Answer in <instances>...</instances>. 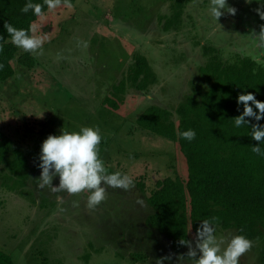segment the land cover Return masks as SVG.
Instances as JSON below:
<instances>
[{
	"label": "rangeland",
	"instance_id": "374dc122",
	"mask_svg": "<svg viewBox=\"0 0 264 264\" xmlns=\"http://www.w3.org/2000/svg\"><path fill=\"white\" fill-rule=\"evenodd\" d=\"M73 5L46 11L35 24V35L44 41L42 54H33L35 66L14 63V77L0 85V141L23 152L30 169L20 178L0 163V250L14 264H182L189 248L172 253L169 240L146 226L151 209L135 181L144 176L152 188L157 179L184 177L183 159L176 144L136 129V119L151 106L177 119L185 97L207 86L198 74L206 46L218 49L228 64L242 57L264 60L255 39L264 28V0H226L235 14L224 12L217 23L209 0H192L169 31L163 23L171 16L170 0ZM136 53L156 77L144 91L127 81ZM105 98L116 108L104 104ZM81 127H99L108 173L132 180L127 190L105 185L106 199L94 209L87 208L86 194L38 187L40 146L47 138L39 130L59 135ZM58 184L56 177L52 186ZM216 235L237 234L217 228ZM190 243L195 248V239ZM259 244L252 242L239 264H259Z\"/></svg>",
	"mask_w": 264,
	"mask_h": 264
},
{
	"label": "trees",
	"instance_id": "16d2710c",
	"mask_svg": "<svg viewBox=\"0 0 264 264\" xmlns=\"http://www.w3.org/2000/svg\"><path fill=\"white\" fill-rule=\"evenodd\" d=\"M170 1L171 16L164 18L165 31L179 26L184 5L192 0ZM26 2L0 0V36L4 37L0 41V85L14 77V63L27 70L36 64L32 53L18 54L20 48L10 42L3 28L5 22L18 29L35 26L40 18L20 11ZM33 2L43 4V0ZM203 52L206 62L198 74L207 86L185 97L175 110L177 119L172 118L170 111L156 106L145 109L136 119V129L176 144L184 164V177L157 179L152 188L146 185L144 176L135 181L151 209L145 224L165 236L172 253L178 254L188 247L180 241L191 242L200 221L215 217L217 228L233 230L260 243L258 262L264 264V158L252 152L257 142L249 135L252 124H264V119L256 122L246 117L248 127L241 128H236L232 120L243 111L236 102L239 95L251 93L264 102V67L249 57L224 63L218 49L212 46L204 47ZM133 59L127 81L136 90L144 91L155 83V74L143 55L136 53ZM103 103L116 108L110 98ZM188 129L196 133L192 142L180 135ZM38 135L48 137L51 133L40 129ZM0 163L20 178L30 170L25 154L1 141ZM0 264L14 263L0 250Z\"/></svg>",
	"mask_w": 264,
	"mask_h": 264
},
{
	"label": "clouds",
	"instance_id": "9594fccd",
	"mask_svg": "<svg viewBox=\"0 0 264 264\" xmlns=\"http://www.w3.org/2000/svg\"><path fill=\"white\" fill-rule=\"evenodd\" d=\"M246 2L250 3L251 0ZM45 7L47 12H54L61 7L71 10L74 5L72 0H43V4L27 0L20 11L23 14L31 12L43 19L46 16ZM235 11L234 8H226V0H209L208 12L216 23L224 12L234 15ZM3 28L10 37V42L17 48L35 55L42 54L44 41L42 37L35 35L37 31L35 26L18 29L5 22ZM3 39L4 37L0 36V41ZM255 39L256 47L264 49V28ZM2 48L3 45L0 44V51ZM257 63H264V60L258 59ZM236 102L238 106H243L242 114L232 119L236 128L248 127L249 121L245 119L246 117L256 122L264 119V102L258 101L253 94H241ZM180 135L188 142L196 138V133L192 129ZM249 135L257 142V146L252 147V152L257 157L264 158V149L261 148V144H264V124H252ZM101 141L99 127H81L79 131L62 129L59 135H49L40 146L37 166L41 171L38 187H47L53 192L86 194L88 209H94L106 199L105 185L127 190L132 185L131 178L119 171L108 173L104 161L100 158ZM56 177L59 178V184L52 186ZM217 226L218 219L215 217L200 221L195 233V248L187 240L180 241L189 248L186 254L188 259L185 261L181 258L182 264H239V258L252 248V242L244 235L218 238ZM157 264H162V261L158 260Z\"/></svg>",
	"mask_w": 264,
	"mask_h": 264
}]
</instances>
